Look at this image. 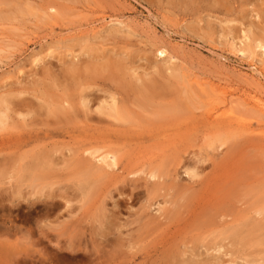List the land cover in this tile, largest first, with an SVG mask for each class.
Segmentation results:
<instances>
[{
	"label": "rangeland",
	"instance_id": "rangeland-1",
	"mask_svg": "<svg viewBox=\"0 0 264 264\" xmlns=\"http://www.w3.org/2000/svg\"><path fill=\"white\" fill-rule=\"evenodd\" d=\"M263 99L264 0H0V264H264Z\"/></svg>",
	"mask_w": 264,
	"mask_h": 264
},
{
	"label": "bare ground",
	"instance_id": "bare-ground-1",
	"mask_svg": "<svg viewBox=\"0 0 264 264\" xmlns=\"http://www.w3.org/2000/svg\"><path fill=\"white\" fill-rule=\"evenodd\" d=\"M48 7V6H47ZM48 9V8H47ZM53 8H51L50 10H52ZM54 10V9H53ZM259 13V12H258ZM261 13V12H260ZM262 47V46H261ZM263 48V47H262ZM165 53V51H163V50H161V51H159V54L160 55H163ZM164 56V55H163ZM95 69V68H94ZM116 69V68H115ZM121 70H122V68H120ZM119 70V69H118ZM121 72V71H120ZM98 74V73H97ZM47 83V82H46ZM148 84V87H144L142 90L144 91V92H146L145 90H147V95H153L154 96V94L156 95V89H158V88H160V86H158V88H156L157 87V84L156 85H152V86H149V82L147 83ZM151 84V83H150ZM153 84V83H152ZM144 85H145V83H144ZM126 86V85H125ZM154 86H156V87H154ZM141 87V86H140ZM221 88V87H220ZM133 90L135 91H137L139 94H138V96H139V99H138V103L141 105V106H146L145 104L146 103H148L149 102V100L151 99V98H149V97H147V95L145 96L144 95V93H143V91L141 90V89H139L138 87L137 88H133ZM160 91H162V88H161V90L159 89V92ZM215 91H216V89H215ZM221 91V90H220ZM223 92V91H222ZM154 93V94H153ZM225 92H223V94H224ZM227 93V92H226ZM225 95V94H224ZM140 96H141V98H140ZM157 96V95H156ZM80 97H82V96H80ZM86 97V96H85ZM88 98V97H87ZM156 98H158V97H156ZM218 98V97H217ZM224 98V97H223ZM253 98V97H252ZM258 98V97H257ZM83 99H84V97H83ZM254 99H256V98H254ZM253 99V100H254ZM216 100H218V99H216ZM222 100V99H221ZM264 100V99H263ZM84 101V100H83ZM82 101V102H83ZM86 101V100H85ZM128 101V100H127ZM223 102H224V99L222 100ZM65 102V101H64ZM64 102H62V103H64ZM87 102H89V101H87ZM101 102V101H100ZM105 103V101H102V103ZM113 102V101H112ZM212 102H214V101H212ZM216 102V101H215ZM222 102V103H223ZM249 102V101H248ZM247 102V103H248ZM4 103V102H3ZM65 104V103H64ZM66 104H68V103H66ZM78 104V103H77ZM219 104V106H220V103H218ZM253 104H254V106H257V107H260V109H261V111L263 110L264 111V102L263 101H260V100H255V101H253ZM162 105V104H161ZM110 106V105H109ZM133 106V105H132ZM131 106V107H132ZM218 106V105H217ZM223 106V105H222ZM17 107V106H16ZM68 107V106H67ZM103 107H104V105H103ZM98 108V107H97ZM105 108H106V106H105ZM226 108V107H225ZM101 109H104V108H98V111L100 112L101 111ZM116 109H117V106H116V104L113 102V105H111V107H110V111L112 112H114V111H116ZM221 109H224V107L223 108H221ZM5 110V109H4ZM87 110V109H86ZM90 110V109H89ZM95 110V109H94ZM98 111L96 112V113H98ZM104 111V110H103ZM109 111V112H110ZM205 111H207V110H205ZM220 110H218L217 108H212V109H209L208 111H207V115H208V117L209 118H212V117H217L216 116V114L219 112ZM229 111V110H228ZM28 112V111H27ZM84 112V111H83ZM86 112V114H87V111H85ZM105 112V111H104ZM104 112H102V113H104ZM168 112V111H167ZM230 112V111H229ZM25 113V112H24ZM106 113V112H105ZM104 113V114H105ZM116 113H120L121 114V112H116ZM116 113H114V114H116ZM220 113H223V111L221 110V112ZM226 112H224L223 114H225ZM29 114V113H28ZM31 114V113H30ZM85 114V113H84ZM85 114V115H86ZM113 114V115H114ZM201 114V113H200ZM205 114V113H204ZM232 113H230V115H231ZM25 115V114H24ZM102 116H103V114H101ZM109 115H110V113H109ZM108 115V116H109ZM122 115V114H121ZM206 115V116H207ZM232 115H234V114H232ZM22 116V115H21ZM88 116V115H87ZM105 116V115H104ZM103 116V117H104ZM131 116V115H130ZM202 115H199V118L201 117ZM6 113L5 112H3V113H0V124H2L3 122H5V120H6ZM207 118V117H206ZM213 119V118H212ZM107 119H105L104 121H106ZM125 120V119H124ZM235 120V119H234ZM196 121V120H195ZM236 121V120H235ZM107 122H109V120L107 121ZM113 122V121H112ZM114 123V122H113ZM191 123V122H190ZM220 123V122H219ZM229 123V122H228ZM93 124H95V123H93ZM97 124V126H98V123H96ZM101 124H102V122H101ZM106 124V123H105ZM104 124V125H105ZM118 124V123H117ZM192 124V123H191ZM226 124V123H225ZM107 125V124H106ZM110 125H112V124H110ZM222 125V124H221ZM227 125V124H226ZM97 126H89L90 127V129L91 128H93L92 130H97V131H99L98 133H99V135H103V136H105V137H107V138H111L108 134H106V132H108L107 130H103V129H101V127H97ZM114 126V125H113ZM182 126H185V125H182ZM182 126H177V128L178 127H182ZM210 126V125H209ZM213 126V125H212ZM219 126V125H218ZM246 126V125H245ZM202 127V126H201ZM211 127V126H210ZM214 127V126H213ZM204 128V127H203ZM226 128H229V130H230V127H226ZM233 128V127H232ZM231 128V129H232ZM99 129V130H98ZM182 129V128H181ZM213 129V128H212ZM211 129V130H212ZM218 129V128H217ZM225 129V128H224ZM223 129V130H224ZM179 130V129H178ZM195 130V129H194ZM214 130H215V128H214ZM220 130H222L221 128H220ZM228 130V131H229ZM200 131V130H199ZM209 131V130H208ZM227 131V130H226ZM225 131V132H226ZM179 132V131H178ZM210 132V131H209ZM175 133H177V132H175ZM212 133H215V132H212ZM228 134H230V132H227ZM235 133V132H234ZM227 134V135H228ZM204 135V134H203ZM210 135V134H209ZM227 135H225V136H227ZM117 136V135H116ZM114 139H119L118 138V136L117 137H113ZM228 138V137H227ZM180 139V138H179ZM176 142H177V140H176ZM205 146V145H204ZM91 147H94V146H91ZM101 147V146H100ZM90 148V147H89ZM102 148H103V146H102ZM228 148V147H227ZM121 149V148H120ZM101 149H99V148H97V147H95V148H92V149H90V150H84V152L83 153H86L87 155H88V157H87V161H89V167L91 168V171H92V176L93 177H95V178H98V177H101V173L103 172V170H104V168H108L109 170L110 169H116L117 167H118V165H119V162H120V159H118V157L115 155V153H113V152H108V151H106V152H101L100 151ZM104 151V150H103ZM174 152V151H173ZM171 153V152H170ZM181 153V152H180ZM196 153V152H195ZM210 153V152H209ZM193 154V153H192ZM169 155V154H168ZM180 155V154H179ZM182 155V154H181ZM110 156H112L113 158L112 159H110ZM156 156V155H155ZM50 157H51V155H50ZM140 157H142V156H140ZM180 157V156H179ZM121 158V157H120ZM80 159V158H79ZM148 159V158H147ZM214 159V158H213ZM149 160V159H148ZM155 160V159H154ZM198 160V159H197ZM196 160V161H197ZM215 160V159H214ZM39 161V160H38ZM51 161V160H50ZM150 161V160H149ZM195 161V162H196ZM40 162V161H39ZM38 162V163H39ZM159 162V161H158ZM36 163V162H35ZM51 163V162H50ZM149 163H151V162H149ZM143 164V163H142ZM141 164V165H142ZM195 164V163H194ZM131 165V164H130ZM157 165V164H156ZM40 166V165H39ZM84 166H85V164H84ZM195 166H196V164H195ZM86 167H87V165H86ZM85 167V168H86ZM183 167H185V166H182V168ZM24 168V167H23ZM83 168V167H82ZM149 168V167H148ZM181 168V169H182ZM175 169V168H174ZM186 169V168H185ZM24 170V169H23ZM184 170V169H183ZM126 172L128 173V176L129 177H131V178H135L136 177V173L134 172V170H127L126 169ZM195 172V171H194ZM104 173V172H103ZM185 173H188V169L186 170V172ZM184 173V174H185ZM198 173V172H197ZM88 174V173H87ZM162 171L161 170H157V168L156 169H150L149 170V173H148V180H149V185H151V186H153L152 187V189L150 190H144V191H146L147 193H148V196L149 195H152L153 194V188H154V184H155V181L156 180H158V179H161V178H163V176H162ZM174 174V173H173ZM193 173H191V175H192ZM196 174V173H195ZM138 175V174H137ZM141 175V174H140ZM197 175V174H196ZM171 176H172V174H171ZM189 176V175H188ZM138 177V176H137ZM190 177V176H189ZM204 177V176H203ZM192 177H190V179H191ZM194 178V177H193ZM197 178V177H196ZM94 179V178H93ZM98 180V179H97ZM199 180V179H198ZM197 180V181H198ZM151 181V182H150ZM159 181V180H158ZM191 181V180H190ZM162 182V181H161ZM193 182V181H192ZM189 183V182H188ZM195 183H197V182H195ZM132 184V183H131ZM194 183H192V186H194L193 185ZM147 186V187H150V186ZM190 186H191V184H189ZM36 186V185H35ZM160 186V185H159ZM138 187V186H137ZM137 187H135L134 185H133V188H132V192H133V190H134V188L136 189ZM160 188V187H159ZM130 191H131V189H130ZM38 192V191H37ZM33 194H35V193H33ZM129 194H131V193H129ZM155 194V193H154ZM120 195V194H119ZM131 195H133V194H131ZM153 196V195H152ZM152 199V198H151ZM150 200V199H149ZM165 200V199H164ZM168 201V200H167ZM148 202V201H147ZM156 203V202H155ZM162 203V202H161ZM165 203V202H164ZM160 204V203H159ZM166 204V203H165ZM168 204V203H167ZM177 204V203H176ZM139 205V204H138ZM162 205H164L163 203H162ZM169 205V204H168ZM174 205V204H173ZM179 205V204H178ZM159 206V205H158ZM157 206V207H158ZM177 206V205H176ZM160 207V206H159ZM182 208V207H181ZM156 210V209H155ZM157 212H160V209H157ZM260 212V211H259ZM216 213V212H215ZM163 215V214H162ZM217 215V214H216ZM219 215V214H218ZM160 216V215H159ZM165 216H167V215H165ZM164 216V217H165ZM158 217V216H157ZM218 217V216H217ZM226 217V216H225ZM231 219V218H230ZM229 219V220H230ZM248 219V218H247ZM226 220V219H225ZM228 220V221H229ZM232 220V219H231ZM227 221V220H226ZM239 221H241V220H239ZM245 222V221H244ZM162 223V222H161ZM208 224V223H207ZM224 224V223H223ZM223 224H216V225H218L219 227L221 226V225H223ZM232 226V225H231ZM246 229H248V225H245L244 226ZM254 227V226H253ZM226 228V227H225ZM228 228V227H227ZM240 228V227H239ZM239 228L237 227V228H228V230H229V235H228V237H230V236H232V237H242V235L240 234V231H239ZM204 230V229H203ZM256 230V229H255ZM222 232V231H221ZM215 237H216V235H215ZM205 238V237H204ZM203 238V239H204ZM214 238V237H213ZM224 238H225V236H224ZM227 238V237H226ZM229 239H231V237L229 238ZM237 238H235V240H236ZM211 240V239H210ZM214 240V239H213ZM218 240V239H217ZM234 240V241H235ZM244 240V239H243ZM248 240V239H247ZM247 240H244L243 242H247ZM227 240H225V242H226ZM232 241V240H231ZM195 242V241H194ZM223 242V241H222ZM239 242V241H238ZM235 242H233V244H234ZM220 244V243H219ZM228 244V243H227ZM209 246V245H208ZM214 246V245H213ZM219 246V245H218ZM220 246H223V245H220ZM230 245H228V247H229ZM234 247V246H233ZM233 247H231L230 248V250L233 248ZM219 248H221V247H219ZM222 249H223V247H222ZM207 250V249H206ZM217 250V249H216ZM227 250V249H226ZM225 252V251H224ZM232 252H233V250H232ZM235 252H237V251H235ZM235 252H234V254H235ZM228 253V252H227ZM226 253V254H227ZM239 253V252H238ZM225 254V255H226ZM231 258H233V257H231ZM187 262V261H186ZM188 263V262H187ZM194 264H200L199 262L198 263H194Z\"/></svg>",
	"mask_w": 264,
	"mask_h": 264
}]
</instances>
